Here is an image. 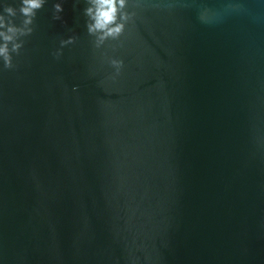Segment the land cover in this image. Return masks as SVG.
Masks as SVG:
<instances>
[{
    "label": "water",
    "instance_id": "obj_1",
    "mask_svg": "<svg viewBox=\"0 0 264 264\" xmlns=\"http://www.w3.org/2000/svg\"><path fill=\"white\" fill-rule=\"evenodd\" d=\"M86 6L0 60V264H264V0Z\"/></svg>",
    "mask_w": 264,
    "mask_h": 264
},
{
    "label": "clouds",
    "instance_id": "obj_2",
    "mask_svg": "<svg viewBox=\"0 0 264 264\" xmlns=\"http://www.w3.org/2000/svg\"><path fill=\"white\" fill-rule=\"evenodd\" d=\"M45 0H20V6L17 9L8 3L2 5L3 12L0 13V60L3 62L5 69L14 67L12 53L19 55L23 47L21 37L31 35L36 13L43 7ZM87 6L84 8V15L87 17V32L94 36L95 46L99 48L108 39H118L125 30L126 23L131 19V15L126 9L128 0H86ZM55 13L63 12L61 3L54 4ZM23 17L18 26L14 19L17 14ZM56 20L61 19L59 15L53 17ZM75 37H69L62 40L61 45L74 43ZM11 45V47H9ZM57 57L60 55L56 53ZM111 65L119 74L123 67V61L111 59ZM76 90L75 88L73 89Z\"/></svg>",
    "mask_w": 264,
    "mask_h": 264
}]
</instances>
